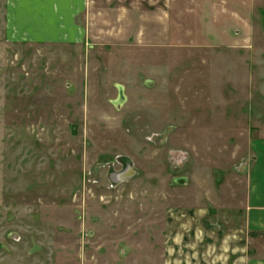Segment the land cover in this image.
<instances>
[{
	"label": "rangeland",
	"instance_id": "1",
	"mask_svg": "<svg viewBox=\"0 0 264 264\" xmlns=\"http://www.w3.org/2000/svg\"><path fill=\"white\" fill-rule=\"evenodd\" d=\"M6 8L0 264L199 255L170 254L166 227L242 193L264 107V0H87L79 45L10 41Z\"/></svg>",
	"mask_w": 264,
	"mask_h": 264
},
{
	"label": "crops",
	"instance_id": "2",
	"mask_svg": "<svg viewBox=\"0 0 264 264\" xmlns=\"http://www.w3.org/2000/svg\"><path fill=\"white\" fill-rule=\"evenodd\" d=\"M86 5L87 0H6L8 39L30 44H83L85 32L78 19ZM260 107L249 142L251 158L242 166H246L242 193L236 192L233 204L225 207L178 212V220L172 219V226L166 227L168 238L174 241L170 254L177 248L194 250L195 245H199L200 254L169 257L166 264H264V107ZM212 215L217 221L209 227ZM190 218L194 224L188 223ZM181 220L184 223L178 224ZM208 227L210 240L202 239L200 235Z\"/></svg>",
	"mask_w": 264,
	"mask_h": 264
},
{
	"label": "water",
	"instance_id": "3",
	"mask_svg": "<svg viewBox=\"0 0 264 264\" xmlns=\"http://www.w3.org/2000/svg\"><path fill=\"white\" fill-rule=\"evenodd\" d=\"M133 169H131L127 174L129 175L130 174V176H132L131 174H133Z\"/></svg>",
	"mask_w": 264,
	"mask_h": 264
},
{
	"label": "bare ground",
	"instance_id": "4",
	"mask_svg": "<svg viewBox=\"0 0 264 264\" xmlns=\"http://www.w3.org/2000/svg\"><path fill=\"white\" fill-rule=\"evenodd\" d=\"M122 177H123V176H121V178H122ZM121 178H120V179H121Z\"/></svg>",
	"mask_w": 264,
	"mask_h": 264
}]
</instances>
